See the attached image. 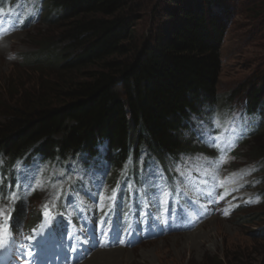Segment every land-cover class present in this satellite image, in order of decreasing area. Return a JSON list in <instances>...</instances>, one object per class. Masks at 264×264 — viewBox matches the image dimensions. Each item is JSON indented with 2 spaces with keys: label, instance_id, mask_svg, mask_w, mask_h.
<instances>
[{
  "label": "trees",
  "instance_id": "obj_1",
  "mask_svg": "<svg viewBox=\"0 0 264 264\" xmlns=\"http://www.w3.org/2000/svg\"><path fill=\"white\" fill-rule=\"evenodd\" d=\"M233 2L163 0L161 21L143 42L134 33L132 13L126 14L134 7L131 0H46L45 15L60 26L63 47L57 51L51 45L27 62L68 73L100 68L88 80L52 94L53 101L42 95L0 104L5 117L0 154L9 162L31 155L93 158L98 146L107 143L105 159L119 166L137 159L140 147L162 161L193 150L185 134L191 117L216 104L228 106L217 86ZM251 4L260 20L264 0ZM229 101L246 116L259 118L248 157L264 161V143L258 139L264 132V87L244 84Z\"/></svg>",
  "mask_w": 264,
  "mask_h": 264
},
{
  "label": "rangeland",
  "instance_id": "obj_2",
  "mask_svg": "<svg viewBox=\"0 0 264 264\" xmlns=\"http://www.w3.org/2000/svg\"><path fill=\"white\" fill-rule=\"evenodd\" d=\"M131 2L134 7L126 14L132 13V26L138 40L147 41L161 21L163 0ZM233 3L235 14L221 50L222 71L217 86L218 94L224 103L228 101V106L234 103L229 101L231 93L238 92L244 84L264 87V15L260 20L256 19L251 12V0H235ZM17 9L11 7L8 11ZM45 13L40 22L29 28L26 26L0 46V104L10 99L15 102L20 97H24L25 103L42 95L53 101L52 94L67 91L88 80L100 68L94 65L68 73L52 66L28 63V57L35 59L36 54L46 53L51 45H55L57 51L63 47L59 44L60 26L52 25ZM23 15L24 20L27 19L24 13L19 16L22 18ZM2 16L6 18L5 14ZM237 112L238 108L234 110V117L227 120L226 135H235V129L240 126ZM3 121L5 117L0 113V122ZM258 139L264 143V132L258 135ZM253 141L245 142L236 152L231 144L227 150L225 146L222 162L209 165L197 155L184 166L176 165L185 180L193 184L223 180V192L215 202L217 206L210 207L202 200L193 199L200 213L203 209L208 211L193 229L164 234L141 241L137 246L118 248L127 250L120 260L98 264H264V202L261 194L264 190V161H249ZM239 171H245L243 174L246 175L239 179ZM197 237L207 239L199 240L197 244ZM99 252L83 264H94Z\"/></svg>",
  "mask_w": 264,
  "mask_h": 264
},
{
  "label": "snow or ice",
  "instance_id": "obj_3",
  "mask_svg": "<svg viewBox=\"0 0 264 264\" xmlns=\"http://www.w3.org/2000/svg\"><path fill=\"white\" fill-rule=\"evenodd\" d=\"M201 131L198 132V139L203 140L205 137L211 142L216 143L215 140L212 139V129L209 128L206 131L204 129V125H201ZM238 137L233 136L232 137V143L234 144ZM40 165L37 163L32 168H29L25 166L23 169H21L18 173V175L15 177L16 180V187H18L21 191L15 192V191H9L6 196L3 195V189L0 188V198H4L8 200V204H0V248L4 249L3 252H0V264H15L14 260H12V257L14 256H21V257H30L31 258V264H43L44 261V253L41 250L38 255H33V252H36L37 249L41 248V245L38 243L36 245H29L28 249L21 246L19 241L12 236V226L10 225L9 221L12 220L11 212L14 210L13 205L17 202V200L24 201L25 196L24 194H30L32 189V183L35 179L36 172L39 171ZM158 169L154 167L153 164L149 163L148 167V178L149 180H152L156 177L158 173ZM3 183V180L0 179V184ZM11 187V185H9ZM116 191L113 190V195L111 199L115 200ZM250 202H256V201H250ZM23 206V204H22ZM227 214V213H225ZM43 215L45 219L50 222L51 219L54 217V213L51 211V209L48 207L47 204L44 205V211ZM17 229V234H19V218L13 222ZM35 232V230H33ZM55 231L53 233H50V236L55 235ZM33 237L30 235L26 237L27 240H31ZM123 243V241H121ZM75 250V249H73Z\"/></svg>",
  "mask_w": 264,
  "mask_h": 264
},
{
  "label": "bare ground",
  "instance_id": "obj_4",
  "mask_svg": "<svg viewBox=\"0 0 264 264\" xmlns=\"http://www.w3.org/2000/svg\"><path fill=\"white\" fill-rule=\"evenodd\" d=\"M197 240L195 241L197 244L198 241H203L204 239H207V237H197ZM175 241H179V239L175 238ZM125 249V248H124ZM127 253V250L123 249H112L108 251H100L98 254L95 255V257H98L96 260H94V264H98L99 262H107V261H114V260H120V258ZM145 254V253H144Z\"/></svg>",
  "mask_w": 264,
  "mask_h": 264
}]
</instances>
